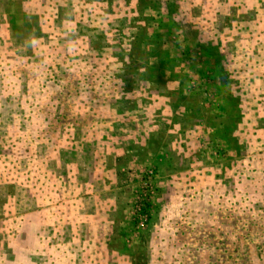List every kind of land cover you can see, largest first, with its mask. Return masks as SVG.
<instances>
[{
	"label": "rangeland",
	"instance_id": "374dc122",
	"mask_svg": "<svg viewBox=\"0 0 264 264\" xmlns=\"http://www.w3.org/2000/svg\"><path fill=\"white\" fill-rule=\"evenodd\" d=\"M0 264H264V0H0Z\"/></svg>",
	"mask_w": 264,
	"mask_h": 264
},
{
	"label": "trees",
	"instance_id": "16d2710c",
	"mask_svg": "<svg viewBox=\"0 0 264 264\" xmlns=\"http://www.w3.org/2000/svg\"><path fill=\"white\" fill-rule=\"evenodd\" d=\"M212 58V57H211ZM216 58V57H215Z\"/></svg>",
	"mask_w": 264,
	"mask_h": 264
}]
</instances>
